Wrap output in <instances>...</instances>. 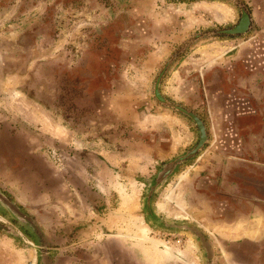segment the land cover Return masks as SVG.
<instances>
[{
  "label": "rangeland",
  "instance_id": "374dc122",
  "mask_svg": "<svg viewBox=\"0 0 264 264\" xmlns=\"http://www.w3.org/2000/svg\"><path fill=\"white\" fill-rule=\"evenodd\" d=\"M0 194V264H264V0H0Z\"/></svg>",
  "mask_w": 264,
  "mask_h": 264
},
{
  "label": "water",
  "instance_id": "95a60500",
  "mask_svg": "<svg viewBox=\"0 0 264 264\" xmlns=\"http://www.w3.org/2000/svg\"><path fill=\"white\" fill-rule=\"evenodd\" d=\"M246 24H247L246 18L243 17V19L239 22V24L237 26H235L233 29L227 31V33L232 34V33L242 32V30L244 29ZM155 96H156V98H158L159 101H162V99H160L157 94H155ZM184 113H186V112H184ZM186 114L195 122V124L198 127V130H199V142L198 143L200 145V143H202L205 140V135H204L202 126H201L200 122L197 119H195L191 114H188V113H186ZM0 203L2 205L6 206L7 208L11 209L13 212H16L14 210V208L4 199V197L1 194H0Z\"/></svg>",
  "mask_w": 264,
  "mask_h": 264
}]
</instances>
